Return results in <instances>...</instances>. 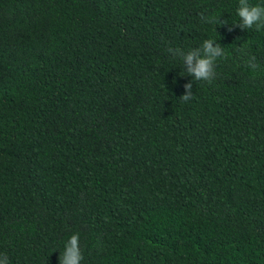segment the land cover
<instances>
[{
    "label": "trees",
    "instance_id": "trees-1",
    "mask_svg": "<svg viewBox=\"0 0 264 264\" xmlns=\"http://www.w3.org/2000/svg\"><path fill=\"white\" fill-rule=\"evenodd\" d=\"M238 7L0 0V256L59 264L78 233L81 264H264V27ZM208 39L210 83L181 55Z\"/></svg>",
    "mask_w": 264,
    "mask_h": 264
},
{
    "label": "clouds",
    "instance_id": "clouds-1",
    "mask_svg": "<svg viewBox=\"0 0 264 264\" xmlns=\"http://www.w3.org/2000/svg\"><path fill=\"white\" fill-rule=\"evenodd\" d=\"M239 23L236 26L242 29L264 27V5H253L249 0H239L237 8ZM210 22H214V19ZM232 29L229 28V31ZM214 40L208 39L203 41L202 48L189 51L186 55L181 53L183 66L188 75H191L195 80L208 81L209 83L215 78L216 62L219 58L225 55L224 49L220 45H214ZM242 55L247 56L242 52ZM247 67L256 70L259 66L256 63L255 56H247L244 60ZM186 94L180 98L183 101L192 99V82L184 85ZM83 255L79 247V234H73L65 242L64 249L60 252L59 264H81ZM0 264H10L6 254L0 256Z\"/></svg>",
    "mask_w": 264,
    "mask_h": 264
}]
</instances>
